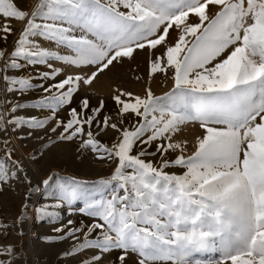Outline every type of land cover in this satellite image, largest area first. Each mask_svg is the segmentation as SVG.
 Instances as JSON below:
<instances>
[{"label": "snow or ice", "instance_id": "obj_1", "mask_svg": "<svg viewBox=\"0 0 264 264\" xmlns=\"http://www.w3.org/2000/svg\"><path fill=\"white\" fill-rule=\"evenodd\" d=\"M14 21L22 24L15 33ZM10 35L11 46L0 48L4 91L40 88L44 95L28 103L0 100V133L54 121L48 130L62 129L58 140L79 137L82 149L112 166L91 186L56 173L36 185L23 177L29 194L43 189L50 197L34 210L38 217L56 224L64 209L92 218L53 229L74 241L83 233L65 257L79 256V264H264V0H36L30 11L0 0V41ZM138 51L147 52L149 80H170L168 91L117 87L114 112L103 116L104 100L92 107L84 97L79 109L71 107L81 88ZM52 61L91 71L57 79L64 69ZM29 67L35 75L11 74ZM48 80L54 83L45 86ZM27 107L51 115H16ZM65 107L66 121L57 116ZM189 122L202 129L190 153L189 142L176 139ZM109 130L110 143L98 139ZM0 151L2 188L21 179L24 166L9 136ZM157 155L158 162L148 159ZM13 253L10 244L0 246L8 257L0 264H10Z\"/></svg>", "mask_w": 264, "mask_h": 264}, {"label": "rangeland", "instance_id": "obj_2", "mask_svg": "<svg viewBox=\"0 0 264 264\" xmlns=\"http://www.w3.org/2000/svg\"><path fill=\"white\" fill-rule=\"evenodd\" d=\"M17 6L23 10H31L36 0H15ZM215 11V9H213ZM22 24L19 21L12 23L14 30L20 29ZM15 35H10L7 42L0 41V48L10 47ZM42 45L52 50H57L54 44L42 41ZM62 54L66 53L65 49H58ZM54 66L64 69L57 79H62L64 73L74 72V69L70 66L64 65L61 62L52 61ZM48 69L40 66L39 71H47ZM70 70V71H69ZM36 68H26L22 73H11L15 75H35ZM81 71L90 72V68H84ZM141 77L137 80L136 77ZM34 83L39 84V79H35ZM45 86L50 83H54L52 80L45 81ZM150 86L156 95H162L168 91L171 87V81L165 80L162 76H156L149 80L147 70V52L138 51L134 54V58L125 59L123 63L115 64L111 66L109 70H106L96 79L91 86L83 87L77 95H75L71 107L79 109L82 98L87 97L90 100L92 107H96L100 100H104L105 109L101 115H108L114 112V104L111 99L114 94V89L117 87L127 89L136 93H143L145 87ZM43 90L37 88L34 91L18 94V93H6L5 99L11 102L28 103L35 101L37 98L43 96ZM0 100H2L1 94V82H0ZM7 107V105H6ZM16 115L18 116H37L43 119L44 117L50 116L51 113L48 111H38L36 109L27 107L19 110ZM58 118L61 120H67L68 108H62L58 114ZM55 126V122L51 121L47 128L31 130L28 128H19L14 132L0 133V143H2L5 135L12 137L15 135L22 141L23 150L25 153L35 162L37 165L40 178L44 179L49 174L56 173L61 177L77 178L81 181L91 183L98 181L101 178H108L111 173L112 166L105 161L97 160L93 152L89 149H82L80 147V138H76L72 141H62L57 139L58 132L62 129H58L57 133H52L48 129ZM31 131L32 135L28 133ZM96 131V128H93ZM202 129L197 124L187 123L182 126L181 131L177 134L176 139H186L188 144V152L194 150L196 137L199 136ZM115 135L112 131H107L101 134L98 139L105 143H110L113 136ZM153 149L151 150H154ZM139 149L137 148V151ZM4 155L3 151H0V157ZM175 154H170V158L174 157ZM20 156L15 151L14 159L19 160ZM154 162H158L160 157H148ZM168 171H179L175 168L167 169ZM26 176L23 171L20 173L21 179L14 180L10 184H5L0 188V225H6L0 227V246L11 245L14 249L13 256L11 257L10 264L14 260L22 262L19 254V248L16 245H12L10 240L15 226L20 221L18 219L22 215V205L26 204L29 194V184L26 183L23 177ZM32 184L36 185L37 181L31 179ZM50 197L44 190L43 195L36 204V208L49 202ZM80 204L74 207H79ZM36 215V214H35ZM61 220L53 224L47 219L40 218L36 215V242L38 248V258L40 264H79L80 257H65L63 253L68 252L72 249L74 243H80L83 241V233L79 234V240H73L71 238L60 239L62 233H56L53 231L55 227H59L60 223L67 224L69 219L74 220L76 223L73 227H80L81 221L84 225L92 223V218L81 215L78 211L69 213L67 210L61 209L59 212ZM19 220V221H18ZM86 231V228H85ZM98 231V230H97ZM95 233L92 234L94 238ZM92 250H89L83 255H91ZM115 254H113L114 258ZM18 258V259H17ZM0 259L7 260L8 257L0 255ZM104 264H111V259H106ZM131 264V262H129Z\"/></svg>", "mask_w": 264, "mask_h": 264}, {"label": "bare ground", "instance_id": "obj_3", "mask_svg": "<svg viewBox=\"0 0 264 264\" xmlns=\"http://www.w3.org/2000/svg\"><path fill=\"white\" fill-rule=\"evenodd\" d=\"M35 4V3H34ZM72 69V68H71ZM70 71V70H69ZM74 71H81L74 69ZM84 72V71H83ZM5 85L1 82V94L2 100L5 99L6 92L4 91ZM6 106V105H5ZM11 146L15 148V151L20 156L19 161L24 166V172L27 177L34 179L38 182L43 179L40 178L39 171L35 162L25 153L23 150L22 141L15 135L10 137ZM44 190L39 192H32L27 198V213L24 215L23 220H18L19 222L14 228L12 238L10 243L16 245L19 248L20 261L14 260L12 264H40L38 258V248L36 242V225L37 218L34 210L36 209V204L43 195ZM18 259V258H17Z\"/></svg>", "mask_w": 264, "mask_h": 264}]
</instances>
